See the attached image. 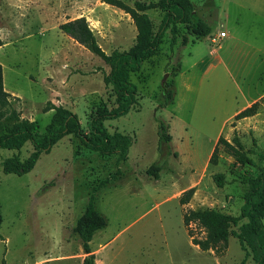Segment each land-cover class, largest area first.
<instances>
[{
  "label": "rangeland",
  "instance_id": "rangeland-1",
  "mask_svg": "<svg viewBox=\"0 0 264 264\" xmlns=\"http://www.w3.org/2000/svg\"><path fill=\"white\" fill-rule=\"evenodd\" d=\"M191 2L209 32L196 38L188 23L178 22L172 36L167 27L156 53L129 73L135 103L103 122L130 136L124 158L85 148L69 133L16 174L3 172L1 161L24 158L31 144L0 148V264H82L73 225L93 185H99L94 206L105 218L89 241L93 264H255L235 235L244 217L217 249H200L191 237L204 230L183 225L181 214L211 207L237 216L247 178L263 164L255 152L234 162L220 141L216 163L208 156L218 136L234 134L245 148L264 150V0ZM145 12L155 30L162 9ZM81 15L104 52L134 43L128 13L103 0H0L3 89L18 97L13 107L35 120L39 133L53 111L42 110L47 100L73 111L84 131L93 107L115 104L103 80L108 64L58 28ZM219 31L224 35L212 42ZM166 89L172 96L163 103ZM151 164L158 166L156 178L146 173ZM214 172L223 173L221 186ZM190 186L189 200L180 204Z\"/></svg>",
  "mask_w": 264,
  "mask_h": 264
},
{
  "label": "trees",
  "instance_id": "trees-1",
  "mask_svg": "<svg viewBox=\"0 0 264 264\" xmlns=\"http://www.w3.org/2000/svg\"><path fill=\"white\" fill-rule=\"evenodd\" d=\"M103 1L122 9L130 16L135 27V37L134 43L128 49L104 52L82 15L60 22L58 28L108 64L109 70L103 80L110 83L115 95V104L110 107L104 104L93 107L89 115L88 129L84 131L73 111L47 100L42 110L53 111L44 131L39 133L36 121L20 116L13 107L11 99L17 100L18 97L3 89L0 64V148L18 149L25 142L31 144V150L24 158L20 159L15 154L5 156L1 161L3 172L21 174L30 170L41 152H47L52 144L69 133L85 148L124 158L131 142L130 136L118 130H107L103 122L124 114L135 103L136 86L129 79V73L136 71L144 59L156 53L167 27L172 36L176 32L178 22L188 23L189 33L196 38L209 32L208 23L197 15L191 0H157L147 3L133 0L131 4L123 0ZM156 6L162 9L163 13L154 30L145 10ZM186 41V36L182 35L181 42L185 44ZM171 96V89H166L163 103L169 102ZM219 141L224 144L225 151L233 157L234 162L244 161L240 153L255 152L263 160V164L254 176L247 178L248 186L242 195L237 216L211 207L186 208L181 214L183 225L195 222L204 230L203 237H191V242L200 249H217L218 244L226 241L230 225L235 224L239 217H244L245 220L238 225L235 235L240 246L247 249L246 252H249L255 264H264V150L252 151L245 148L235 134L230 140L218 136L208 156V162L212 164L217 160ZM157 169V165L151 164L146 168V173L156 178ZM212 179L217 186H221L224 175L222 172H214ZM98 186H91L85 206L73 225V231L79 237L85 253L82 264H93L94 255L90 250L89 241L93 232L105 224L104 216L94 206V194ZM193 189V186L183 189L178 196V202L187 203ZM240 264H244V260H241Z\"/></svg>",
  "mask_w": 264,
  "mask_h": 264
},
{
  "label": "built area",
  "instance_id": "built-area-1",
  "mask_svg": "<svg viewBox=\"0 0 264 264\" xmlns=\"http://www.w3.org/2000/svg\"><path fill=\"white\" fill-rule=\"evenodd\" d=\"M222 35H224V32H223V31H219L218 33L212 35V36L210 37V40H211L212 42H214L216 39H218V38H219L220 36H222Z\"/></svg>",
  "mask_w": 264,
  "mask_h": 264
},
{
  "label": "crops",
  "instance_id": "crops-1",
  "mask_svg": "<svg viewBox=\"0 0 264 264\" xmlns=\"http://www.w3.org/2000/svg\"><path fill=\"white\" fill-rule=\"evenodd\" d=\"M4 90H5V88H4Z\"/></svg>",
  "mask_w": 264,
  "mask_h": 264
}]
</instances>
